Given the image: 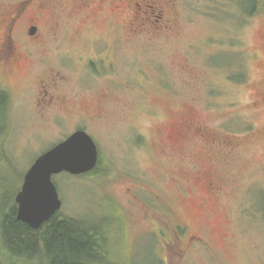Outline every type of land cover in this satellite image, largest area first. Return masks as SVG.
I'll return each mask as SVG.
<instances>
[{"label": "rangeland", "instance_id": "rangeland-1", "mask_svg": "<svg viewBox=\"0 0 264 264\" xmlns=\"http://www.w3.org/2000/svg\"><path fill=\"white\" fill-rule=\"evenodd\" d=\"M17 1L0 0V22ZM135 2L137 11L99 6L83 26L82 14L70 15L44 46L27 36L34 12L17 25L14 43L25 60L8 65L0 56V84L10 98L4 193L16 198L34 161L81 128L99 149V173H62L53 182L62 219L108 232L109 258L98 264H264V0L253 12L247 0ZM148 19L160 21L158 29L142 25ZM98 56L105 63L91 72L84 65ZM50 64L68 78L62 92L70 114L39 112ZM87 110L106 118L79 116ZM188 120L221 143L191 134L171 146L168 132ZM226 141L239 149L224 161ZM206 170L220 180L218 196L198 179ZM0 264L20 263L0 245Z\"/></svg>", "mask_w": 264, "mask_h": 264}, {"label": "flooded vegetation", "instance_id": "flooded-vegetation-1", "mask_svg": "<svg viewBox=\"0 0 264 264\" xmlns=\"http://www.w3.org/2000/svg\"><path fill=\"white\" fill-rule=\"evenodd\" d=\"M141 1L147 2V0ZM167 3H171V1ZM104 4H106V6H111L109 8L110 12L114 11V9L119 8L120 4H125L127 7L132 4L136 11L140 9L139 7H137L138 3H136L135 0H68L67 5H64L59 0H18L11 6L12 8L10 9L9 13L11 17L7 18V16L9 15H7V13L1 15L2 21L0 22V25L2 23V28H5V30L7 29V32H5V34L0 38V56L8 60V65H20L25 60L24 56L15 46L13 33L16 30L18 24H23L25 22L23 17L27 12H34V14H36L35 18L31 17L27 19V36L32 41L33 45L44 46L47 42L46 38L50 36H60L61 33L65 30L64 23L66 17H69L70 15L82 14V19L80 20L81 26L87 25L94 21L97 15V8L99 6H103ZM160 6L162 8V5ZM66 11H69V14H66ZM135 14L138 15V12H135ZM136 15H134V19L139 20L138 16ZM155 22H153L152 19H148L147 21L144 20L142 22V25L149 24L150 26L152 25L153 28L156 27V29H158L159 23L161 22L158 20ZM43 25H46L47 28H45ZM168 28L169 27H167L166 29ZM42 29L43 33H39V30ZM46 30L47 33L45 34L44 32ZM27 44L28 43H26V45ZM100 63H105L104 56H98L94 59H91V65L84 66L89 67L91 72L92 70H95L96 72V66L98 67V70ZM107 66L108 67H106L105 69L109 73L113 72L114 66ZM48 69L45 75V79L40 81V99L38 100L39 112L42 115L48 113L49 110H51L53 114H58L60 116H64L68 112V114H70L72 109V102L70 99L68 101V98H66V96L64 95L65 93L62 92L63 87L68 84V78L67 76L61 74V72L56 71V67L51 66V64L49 65ZM45 83L47 84L46 86ZM43 88L45 89L44 95L41 96V89ZM99 111L100 112L97 115L91 117L88 116L90 115L89 110L81 113L79 116L86 117L85 119L87 120L91 119L93 121L99 122L106 118V113H103V110ZM79 130L82 129L77 128L73 133ZM191 134H199L203 138L206 137L207 141L211 142L212 144L218 143V141L219 143H221L220 137L217 136V134L210 133L206 129V127L200 126V124L192 120H188L184 123H181L180 125L172 126L167 134V140L168 143L171 144V146L177 147ZM225 146L230 147L231 153L220 155L219 158L221 157V159L227 161L233 157V155L238 151L239 148L235 147L234 144L232 145L231 141H226ZM198 179L201 184H203L207 188L209 195H211L212 197L218 196L222 193L223 188L220 184V180H218V176L215 171H200Z\"/></svg>", "mask_w": 264, "mask_h": 264}, {"label": "trees", "instance_id": "trees-1", "mask_svg": "<svg viewBox=\"0 0 264 264\" xmlns=\"http://www.w3.org/2000/svg\"><path fill=\"white\" fill-rule=\"evenodd\" d=\"M256 7V0H247ZM250 12V13H251ZM0 162H5L1 141L8 132L10 121L9 95L0 84ZM7 131V132H6ZM97 167L84 176L97 175ZM4 181L0 177V245L15 263L33 264H98L108 259V233L100 226L85 225L73 219H62L58 214L45 222L39 230L17 220L15 195L4 193ZM109 238V237H108Z\"/></svg>", "mask_w": 264, "mask_h": 264}, {"label": "water", "instance_id": "water-1", "mask_svg": "<svg viewBox=\"0 0 264 264\" xmlns=\"http://www.w3.org/2000/svg\"><path fill=\"white\" fill-rule=\"evenodd\" d=\"M98 163V147L82 130L40 155L25 174L16 195L17 220L39 230L63 206L54 176L62 173L84 175L93 171Z\"/></svg>", "mask_w": 264, "mask_h": 264}]
</instances>
